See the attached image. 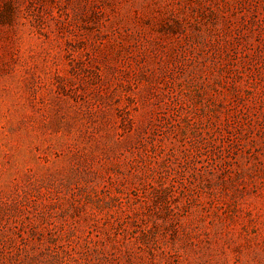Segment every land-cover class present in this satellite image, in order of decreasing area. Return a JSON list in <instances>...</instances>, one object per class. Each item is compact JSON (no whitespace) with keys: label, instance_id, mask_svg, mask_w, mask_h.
I'll return each instance as SVG.
<instances>
[{"label":"rangeland","instance_id":"rangeland-1","mask_svg":"<svg viewBox=\"0 0 264 264\" xmlns=\"http://www.w3.org/2000/svg\"><path fill=\"white\" fill-rule=\"evenodd\" d=\"M0 264H264V0H0Z\"/></svg>","mask_w":264,"mask_h":264}]
</instances>
